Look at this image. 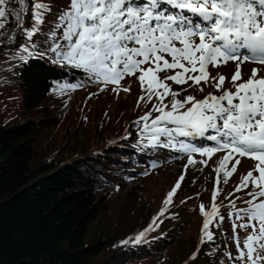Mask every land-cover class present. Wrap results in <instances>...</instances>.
<instances>
[{"label": "snow or ice", "instance_id": "obj_1", "mask_svg": "<svg viewBox=\"0 0 264 264\" xmlns=\"http://www.w3.org/2000/svg\"><path fill=\"white\" fill-rule=\"evenodd\" d=\"M9 3L10 0H0V29L5 28ZM18 3L19 11L12 9L11 15L23 28L22 14L28 13L29 4L28 0ZM48 13L56 17L48 34L53 42L48 48L54 54L53 62L82 71L89 81L104 86L101 91L113 85L117 95L120 90L130 91V87L121 88V81L135 76L144 93L138 104L157 101L134 122L139 126L141 141H148L143 147L160 146L186 154L185 173L188 166L197 164L202 171L217 153H224L211 167L215 177L209 210L203 203L199 206L204 217L201 246L214 240L210 228L224 220L216 203L222 191L221 179L227 184L236 172L240 163L237 157L256 162L235 189L240 192L251 186L252 191L247 192L249 199L244 201L247 207L237 208L231 199L235 193L226 197L232 209L229 218L238 223L233 224L237 254L225 255L233 264L237 260L240 264H264V76L260 75L264 69H252L247 80H243L240 70L246 62L264 65V0H64L58 4L52 0H31L33 23L25 33L28 41L39 31ZM20 51L33 56L28 46ZM28 57L20 58L27 63ZM228 62H236L230 80L208 72L209 66L220 67ZM226 80L231 88L224 87ZM169 81L188 85L183 91L196 89L200 93L204 84L219 95L209 92L197 99L189 94L181 100V92L173 91ZM81 86L63 84L57 88L64 92ZM153 112L157 113L154 118ZM179 138L208 141L213 146H198ZM194 154L203 159L197 161ZM233 160L235 164L229 168ZM183 179L181 175L149 227L122 244L147 242L148 234L159 226L157 221L172 204ZM237 228L252 229L242 246ZM198 252L199 247L190 259L195 260Z\"/></svg>", "mask_w": 264, "mask_h": 264}, {"label": "trees", "instance_id": "obj_2", "mask_svg": "<svg viewBox=\"0 0 264 264\" xmlns=\"http://www.w3.org/2000/svg\"><path fill=\"white\" fill-rule=\"evenodd\" d=\"M63 2L52 0L54 4ZM28 4L29 11L24 14L23 28L19 27L13 36L12 32L19 23L11 15V10L19 11V3L18 0H10L5 28L0 29V74H13L17 78L23 110L38 111L41 113L40 119H46L54 112L59 120H63L69 133L72 131L71 135L74 132L75 136L85 133L87 139L93 137V133L87 132L88 121L94 123L95 127L99 123L97 128L103 127V132L113 131L114 136L120 137L125 131L129 135L127 140L121 139L120 143L116 142L110 147L113 152L109 156L101 151L78 160L74 158L82 155L74 154L77 145L71 147V143L66 146L67 151L51 152L53 154L47 157L45 143L41 146L42 137L38 136L47 130L45 127L50 126L40 124L38 119L0 126V264H233L225 253H232L229 234L233 224L238 221L229 218L232 209L226 207L222 215L223 223L211 227L214 240L198 246L195 260L190 257L197 253L198 247L191 238L180 240L181 234H177L175 238L179 243H171L174 234L170 232L176 230L174 224L183 227L186 221L170 220L165 216L157 221L159 226L148 234L147 242L138 245L121 243L148 228L160 211L158 208L154 214H150L148 209L140 211L136 203L129 201L128 205H120L128 212L120 210L123 212L120 214L114 212L115 206H107V201L119 194L121 186L136 180L144 182L154 172L160 171L165 158L178 154V151L160 146H142L148 141H141L139 126L134 123L138 120L136 117L140 114L141 106L146 104L150 107L147 102L137 104L138 98L144 95L142 91L130 88V91L120 90L117 95L113 92V85L101 91L104 86L89 81L82 71L53 62L54 54L48 51L53 43L48 34L56 20L52 13L45 16L44 24L28 41L25 33L33 23L30 19L31 0H28ZM16 45L17 59L11 63V55L7 54L6 49L10 50ZM24 46L29 47L33 56L28 57V53L20 51ZM38 53L45 54L40 56ZM22 56L28 57L27 63L20 58ZM63 84L82 86L61 92L57 85ZM122 93L125 96L122 99L126 102L128 95L134 96L131 106L134 116L130 118V113L126 122L119 113L122 108H118V97ZM76 94L83 98L75 100L73 96ZM105 96L113 101L107 100L103 107H99L100 101L96 104L100 111L93 112L89 101L95 102ZM46 99L69 106L66 111H61L58 105L52 111L48 109ZM111 107L115 108L113 114L110 113ZM103 119L108 121L104 123ZM80 121L83 122L80 124ZM34 136L38 137L35 142ZM171 187L174 186L168 188L172 190ZM144 202L147 204V201ZM201 216L199 213L196 234ZM118 218L120 220H116ZM103 221L108 228L97 230L101 233L87 244V233L95 230L96 225ZM167 225L174 227L170 229ZM180 227L177 228L179 233ZM107 232H110L109 235H106ZM245 232L246 236L250 233ZM170 244L174 247L173 251ZM234 250L236 255V246Z\"/></svg>", "mask_w": 264, "mask_h": 264}, {"label": "rangeland", "instance_id": "obj_3", "mask_svg": "<svg viewBox=\"0 0 264 264\" xmlns=\"http://www.w3.org/2000/svg\"><path fill=\"white\" fill-rule=\"evenodd\" d=\"M22 16L24 17V14H22ZM19 27L20 25L18 24L17 28L13 32L11 31L13 33V36L17 33ZM13 36L10 38V40L13 39ZM6 52L8 55H11V63H14V61L17 59V56H15L17 54V45L12 47V49L10 50L6 49ZM249 66H253V65L246 62L241 66L240 70L244 71V68ZM235 71H236V62H228L227 64L222 65L220 67L209 66L208 68V72L210 73L211 76H217L218 74H222L225 77H227L228 80L231 79V76L234 74ZM248 72L249 71L247 70V72L245 73L248 74ZM168 74L170 75L171 73ZM137 75L139 74L137 73ZM161 75L164 74L162 73ZM247 79L248 78L246 77V80ZM168 83L172 86L173 91L181 92V95L178 97L181 100H183L184 97L189 94L196 95L197 99L200 96V92H198L196 89H189V91H183V89L188 88V85H175L172 84L171 81H169ZM189 84H191V81H189ZM96 85L100 86L101 84L96 83ZM201 86L204 88V91L208 90L209 92H212L214 94H219L214 89L211 90V87L207 85L202 84ZM124 87L125 88L130 87L133 91L136 90L138 92H141L140 82L137 80L135 76H129L123 79L121 81V88ZM228 88H231V86L229 85ZM119 96L120 97L118 98H119L120 106L118 108H122V109L120 112L119 111L118 112L122 113L125 120L124 122H126L129 119L128 116L130 113L132 114L130 118L134 116L133 109H131V106L134 103V99H133L134 96L132 94L130 96L128 95L127 102L122 99L123 97H125L123 93ZM73 97L75 100H79V101L83 98V96L79 94H76ZM170 99L171 97L168 98V100ZM107 100L113 101L111 97L105 96L103 98H99L95 102L90 100L88 104L92 105L91 109L93 110V112H98L100 111V109L97 108L96 104L101 101L99 103V107H103V103H105ZM168 100H166L165 102H168ZM46 101H47L46 103L48 109L52 111H54L57 108V106L60 105L57 102H55L54 99L53 100L46 99ZM156 103L157 101L153 99L152 102L150 103L149 108L146 106V104L142 105L140 114L139 116L136 117V119H139L141 116L149 112L152 109V106ZM60 106H61L60 107L61 111L63 110L66 111V108L69 105L67 103H64ZM113 107H111L110 109L111 114L115 112L114 110L115 108ZM75 113L76 110L74 109L73 114ZM116 114L117 113H115V115ZM40 115L41 113H39L36 110L29 112L23 110V106L21 104V91L19 89L17 78H14L13 74H8V75L0 74V126L5 125V123H7L6 125L11 126L18 122L22 123V121L27 122L32 120L37 121V119L39 120L40 124L49 125L50 127H45L47 130L38 136V137H42L40 141V143H42L41 146L45 143V147L47 148V157L49 154H53L51 152L56 153L57 151H59L61 153L67 151L68 149H66V146L69 143H71V147H73L75 144L77 145V147L75 148V153H74L75 155L76 154L82 155V156H77L74 159L80 160L83 156H87V157L92 156L91 154L101 153V151H105L106 153L105 156H109V154L113 152L112 150H110V147H112V145L115 144L116 142L120 143L122 141L121 139L127 140L126 137H128L129 135L128 132L125 131L123 133L121 132L122 135L120 137H118L119 135L114 136L115 134L112 133L113 131L107 130L103 132L104 131L103 127L101 128L99 126L97 128V126L100 125L99 123L96 124L95 127L94 123L91 124V122L88 121L89 125L87 132L93 133V137L91 136L89 139H87L85 137V133L75 136L76 132H74V135H71L72 131L69 133L67 127H65V124L62 123L63 120L61 121L58 119L57 116H55L56 113L54 115V112H52L48 118L47 117L46 119L42 118L43 120L38 118L41 117ZM156 115L157 113L155 112L152 113L153 118ZM106 121L108 120L107 119L102 120V122L104 123H106ZM82 122L83 121H80V124ZM38 137L34 136L33 141L35 142ZM76 137L78 139H76ZM179 139H184L189 143H195L198 146L201 144H204L206 146H213L211 142L201 141L199 139L194 141L191 140L190 138L188 139L179 138ZM63 143L64 145H62ZM176 154L174 156H167L164 160L163 167L160 169V171L154 172L153 175L150 176V178H148L144 182L140 183V181L136 180L135 182H129L127 185L121 186L120 188L122 189L120 190L119 194L113 198H110L107 201V206H111V207L115 206L116 210H114V212L122 214L123 212L121 211H125V212L128 211L126 208L123 209L120 208V205H128L129 201H131L132 203H136L137 210L146 211V209H148L147 211H149L150 214H154L157 208L159 209V211H161V209L164 207L163 201L165 200L167 194L171 190L168 187L175 186L179 177L181 175H184V179L181 182L180 188L177 190L175 196L173 197L174 200L172 204L169 206L168 210L165 212L164 216L170 220L178 219L181 221H186L183 227H180L179 224L178 225L174 224L176 230H174L173 232H170V229H172L174 226L167 225V227L170 228L168 231L174 234V238L173 240H171V243L173 242L179 243L178 238L175 237L177 236V234H181L180 240H184V239L188 240L191 238L193 243L196 244L198 247L200 245L199 241L201 236V228L204 220V217L201 216L196 234V227L200 213L199 206L200 204L203 203L206 207V210H209L208 205L211 202V190L214 187V177H215V173L211 171V167L214 166L213 161H215L217 157H222L224 153L223 152L217 153V155L214 156L211 161H208L209 167H203L202 171L200 170L202 166L197 164L195 166H188L186 173H185V166L187 165L188 156L186 154H182L179 152L177 155ZM193 158L196 159L197 161L203 159L198 154H194ZM237 158L240 159V163L239 165H237L236 172L232 175V177L229 179L227 184L223 183L221 179V183L219 185V188L222 191L220 192V195L216 203L220 205V215L224 214L225 207L230 208L228 206L229 201L228 199H226V197H228L230 193H235L231 197V199L235 200L237 208H245L247 207V205L244 203V201L249 199V197L247 196V192L252 191L251 186L248 189L240 192H236L235 189L236 186L240 183L242 176L245 175L249 170H252L256 162L248 157H243V158L237 157ZM232 164H235V160H233L232 163L229 164V168L232 167ZM207 171L212 172V177L209 179L205 178V172ZM254 175H258V174L254 173ZM142 191L143 193L141 195ZM140 198L141 201L139 202ZM144 201H147V204H145ZM239 202H241V205L239 204ZM106 210L107 208H105L104 212H106ZM116 220H120V218ZM98 224L96 225L95 230H90L87 233L85 239L87 244L92 243L98 237V234L101 233L98 232L97 230L108 228V225L104 221L99 222ZM111 227L112 226H110V228ZM178 227H180L181 230L180 233H179V229H177ZM247 231L251 232L252 229L249 228ZM236 232L239 234V240L241 243V241H243L246 237V232L239 228L236 229ZM109 233L110 232H107L106 235H109ZM229 235H230L229 247L234 257L235 256L234 247L236 246V243L233 241V235H234L233 229H231V233ZM119 237L121 236L119 235ZM170 247H171L170 249L173 251L174 247L172 244H170ZM235 264H240V261L238 260L235 261Z\"/></svg>", "mask_w": 264, "mask_h": 264}, {"label": "bare ground", "instance_id": "obj_4", "mask_svg": "<svg viewBox=\"0 0 264 264\" xmlns=\"http://www.w3.org/2000/svg\"><path fill=\"white\" fill-rule=\"evenodd\" d=\"M192 18L194 19L195 17H192ZM254 68H257V69H264V65H256V66L254 65V66L245 67V68H244V71L241 70V75H242V77H243V80H246V77L249 78V76L251 75V70L254 69ZM247 70L249 71L248 74L245 73V72H247ZM260 75L264 76V71H261V72H260ZM244 77H245V78H244ZM229 85L231 86V84L228 83V81H226L224 86H225L226 88H228ZM212 89H214V88L211 87V90H212ZM214 90H215V89H214ZM208 93H209L208 90L203 91V93H200V96L198 97V99L203 98V97L206 96ZM216 95H219V94H216ZM211 177H212V172H211V171H207V172H205V178H206V179H209V178H211Z\"/></svg>", "mask_w": 264, "mask_h": 264}]
</instances>
